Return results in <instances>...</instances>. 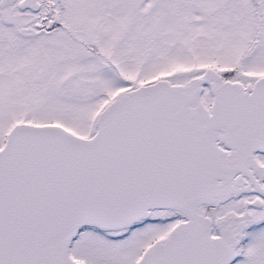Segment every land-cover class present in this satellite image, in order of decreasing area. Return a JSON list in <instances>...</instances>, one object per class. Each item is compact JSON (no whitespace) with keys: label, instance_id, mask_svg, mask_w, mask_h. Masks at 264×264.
I'll list each match as a JSON object with an SVG mask.
<instances>
[{"label":"snow or ice","instance_id":"snow-or-ice-1","mask_svg":"<svg viewBox=\"0 0 264 264\" xmlns=\"http://www.w3.org/2000/svg\"><path fill=\"white\" fill-rule=\"evenodd\" d=\"M0 264H264V0H0Z\"/></svg>","mask_w":264,"mask_h":264}]
</instances>
